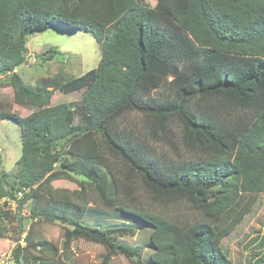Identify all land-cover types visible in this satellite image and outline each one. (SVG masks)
<instances>
[{"label":"trees","instance_id":"1","mask_svg":"<svg viewBox=\"0 0 264 264\" xmlns=\"http://www.w3.org/2000/svg\"><path fill=\"white\" fill-rule=\"evenodd\" d=\"M54 25L91 34L98 64L26 86L15 70L27 38ZM6 76L14 104L33 109L25 117L0 111L19 129L16 190L27 193L18 204L64 178L89 185L105 207L63 196L48 197L50 211L32 209L33 218L67 226L65 248L77 239L99 244L100 264L119 254L137 264H233L216 241L225 217L243 197L264 193V0H0ZM61 89L82 92L73 109L50 106ZM137 189L152 204L185 203L197 216L183 223L144 209ZM12 190L0 173V238L11 215L21 220L6 201ZM128 236L137 245L119 239ZM24 242L12 250L15 264H78L47 242L49 257L28 258L29 230Z\"/></svg>","mask_w":264,"mask_h":264},{"label":"rangeland","instance_id":"2","mask_svg":"<svg viewBox=\"0 0 264 264\" xmlns=\"http://www.w3.org/2000/svg\"><path fill=\"white\" fill-rule=\"evenodd\" d=\"M156 0H145L148 7H154ZM27 53L24 62L17 69L16 74L26 86L35 87L36 82L45 77L61 75L64 78H74L83 75L95 68L100 58V49L91 34L78 31H66L52 26L43 33L33 34L27 38ZM56 51L54 55L47 51ZM81 91L58 90L53 93L50 106L60 103L68 104L72 109L79 103ZM13 91L9 85V76L0 77V111H9L20 117H25L32 112V108L21 107L13 102ZM139 116L132 115V124H138ZM78 122L77 118L75 120ZM21 154L19 129L8 120L0 121V173L7 184L13 187L11 191L15 200L11 209L13 214L21 217L18 221L15 215L6 222L7 231L0 238V260L4 264H15L12 250L19 243L25 247L24 237L29 230V237L34 241V248L28 249L30 257H49L42 249L44 242L52 245L57 250V257L70 259L78 264H100L104 249L101 245L81 239L71 241L67 247L63 246L64 230L67 226L54 222L45 223L38 218H33L35 213L49 210L55 203L48 202V197L54 200L66 196L72 202L85 204L87 207L104 210L103 203L92 192L89 185H79L75 180L60 179L35 192L32 199H25L27 190L21 189L22 197L16 198L17 188V160ZM58 164V163H57ZM60 165H56L59 168ZM77 181L81 178L76 177ZM83 181V180H82ZM138 190V189H137ZM142 207L159 212L171 219H177L183 223L193 221L197 213L191 210L185 203H176L159 206L151 203L146 193L137 191ZM34 198L36 200H34ZM19 201V202H18ZM224 225L218 234L216 241L221 251L227 253L233 264H261L264 255V244L260 238L264 233V193L258 197H243L226 215ZM120 241L129 245H137L136 236L122 237ZM42 251V252H41ZM22 262V260L20 261ZM112 264H137L136 259L116 255Z\"/></svg>","mask_w":264,"mask_h":264},{"label":"built area","instance_id":"3","mask_svg":"<svg viewBox=\"0 0 264 264\" xmlns=\"http://www.w3.org/2000/svg\"><path fill=\"white\" fill-rule=\"evenodd\" d=\"M21 197H22V191H17L16 192V198L19 199ZM6 201L8 202L10 207L13 205V201L12 200L7 199ZM0 264H4L2 260H0Z\"/></svg>","mask_w":264,"mask_h":264},{"label":"water","instance_id":"4","mask_svg":"<svg viewBox=\"0 0 264 264\" xmlns=\"http://www.w3.org/2000/svg\"><path fill=\"white\" fill-rule=\"evenodd\" d=\"M18 68H19V67H18ZM18 68H16V70H15V71H17V69H18Z\"/></svg>","mask_w":264,"mask_h":264},{"label":"clouds","instance_id":"5","mask_svg":"<svg viewBox=\"0 0 264 264\" xmlns=\"http://www.w3.org/2000/svg\"><path fill=\"white\" fill-rule=\"evenodd\" d=\"M16 72V71H15Z\"/></svg>","mask_w":264,"mask_h":264}]
</instances>
